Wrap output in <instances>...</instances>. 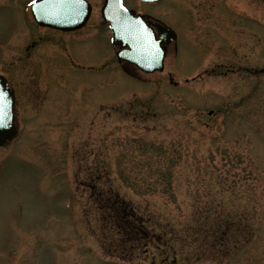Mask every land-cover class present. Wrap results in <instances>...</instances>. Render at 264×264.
<instances>
[{
  "label": "rangeland",
  "instance_id": "rangeland-1",
  "mask_svg": "<svg viewBox=\"0 0 264 264\" xmlns=\"http://www.w3.org/2000/svg\"><path fill=\"white\" fill-rule=\"evenodd\" d=\"M142 10L177 34L166 70L179 88L166 75L157 89L115 73L101 79L107 88L77 87L55 36L46 53L34 51L28 69L69 101L46 121L40 107L20 108L21 138L0 149V264H264L263 0H163ZM11 21L0 9V46L28 33ZM83 48L69 54L86 65ZM87 101L94 109H82ZM123 102V113H107ZM79 116L88 121L71 126ZM104 194L127 204L139 242L106 214ZM225 229L234 230L218 238Z\"/></svg>",
  "mask_w": 264,
  "mask_h": 264
},
{
  "label": "flooded vegetation",
  "instance_id": "flooded-vegetation-1",
  "mask_svg": "<svg viewBox=\"0 0 264 264\" xmlns=\"http://www.w3.org/2000/svg\"><path fill=\"white\" fill-rule=\"evenodd\" d=\"M104 2L105 0H57L54 3H44L42 0H35V2L33 0H0V9L9 10L15 19V21L9 23L16 25L14 26L15 28H27L28 30V33L16 34L11 42L0 46L6 56L4 61H0V76L5 78L9 88L13 91L15 121L20 119V108L24 110L23 107L30 111L33 106L40 107L42 118L46 121L48 114L55 113L60 115L64 107L67 106L63 101L64 95L62 91L59 90V92L54 93L52 90L48 93V83H45L42 78L28 69L29 62L37 56V53H35L37 49L41 48L43 50V46L52 45L53 42L50 41L53 36L56 37L55 46L61 52L63 58L71 65L73 71L77 73V87L84 85L91 90L107 88L106 80L102 84L100 83L101 79L109 78L113 73L118 74L123 68L133 76H138L134 68L132 70L129 66L118 64L106 50V42L110 37V33L108 27L102 24L100 17ZM121 3L125 5V0H121ZM133 4H136V7L144 5L138 1ZM138 12H141L140 9H138ZM85 14L88 16L81 28L65 30L72 29L74 26L71 23L74 20L81 19ZM35 20L38 21L36 22ZM31 27L35 28V32L31 31ZM152 30L157 35L156 30L154 28ZM97 36L103 37V44H96L95 38ZM72 44L86 47L82 49L85 55L80 57L89 64H81L83 61L77 62L71 58L69 51H71L70 47ZM100 45H104L103 53L98 48ZM167 49L168 52L171 49L173 51L172 46ZM102 56L103 58H101ZM21 67L23 69H20ZM227 72L234 71L229 70ZM22 78L25 80H22ZM96 81H98V85H96ZM49 87H51V82H49ZM72 105L74 109L77 108V112L80 115L84 114L79 111L76 102H72ZM80 105L86 106V108H82L83 110L94 109V103L92 102L87 101V103H81ZM107 110V113L112 110L120 114L126 108L112 106ZM85 121H88V119H83L79 116L73 120L72 125L78 126L79 123ZM91 128L90 122L86 131H90ZM104 170L105 173L109 172L107 169ZM87 171L91 173L99 172L97 169L90 168ZM94 187L92 183L87 184L89 189H94ZM111 201L110 198L104 199V203L110 204ZM125 223L131 225V230L136 235V243L139 242L141 228L138 223H131L128 220Z\"/></svg>",
  "mask_w": 264,
  "mask_h": 264
},
{
  "label": "water",
  "instance_id": "water-1",
  "mask_svg": "<svg viewBox=\"0 0 264 264\" xmlns=\"http://www.w3.org/2000/svg\"><path fill=\"white\" fill-rule=\"evenodd\" d=\"M113 33V41H118L127 46L128 50L119 52V59H124L136 64L141 70L152 72L161 70L163 50L160 41H154L146 32H141V18L133 16V12L123 11L104 16ZM168 35V41L175 39L169 34L168 29L161 28ZM171 37H170V36ZM12 94L0 83V146L10 140L14 135L11 116Z\"/></svg>",
  "mask_w": 264,
  "mask_h": 264
},
{
  "label": "bare ground",
  "instance_id": "bare-ground-1",
  "mask_svg": "<svg viewBox=\"0 0 264 264\" xmlns=\"http://www.w3.org/2000/svg\"><path fill=\"white\" fill-rule=\"evenodd\" d=\"M75 23H76V24H79V21L77 20V21H75ZM7 86H8V84H7ZM8 87H9V86H8ZM9 141H10V140L6 141L5 144H7Z\"/></svg>",
  "mask_w": 264,
  "mask_h": 264
},
{
  "label": "snow or ice",
  "instance_id": "snow-or-ice-1",
  "mask_svg": "<svg viewBox=\"0 0 264 264\" xmlns=\"http://www.w3.org/2000/svg\"><path fill=\"white\" fill-rule=\"evenodd\" d=\"M33 2H35V0H33Z\"/></svg>",
  "mask_w": 264,
  "mask_h": 264
}]
</instances>
